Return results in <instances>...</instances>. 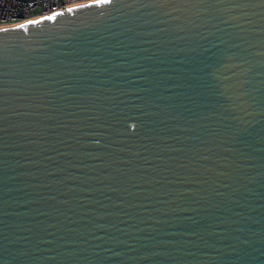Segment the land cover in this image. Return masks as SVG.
<instances>
[{
  "label": "water",
  "instance_id": "water-1",
  "mask_svg": "<svg viewBox=\"0 0 264 264\" xmlns=\"http://www.w3.org/2000/svg\"><path fill=\"white\" fill-rule=\"evenodd\" d=\"M0 264H264V0L0 26Z\"/></svg>",
  "mask_w": 264,
  "mask_h": 264
},
{
  "label": "built area",
  "instance_id": "built-area-1",
  "mask_svg": "<svg viewBox=\"0 0 264 264\" xmlns=\"http://www.w3.org/2000/svg\"><path fill=\"white\" fill-rule=\"evenodd\" d=\"M84 1L89 0H0V26L51 14Z\"/></svg>",
  "mask_w": 264,
  "mask_h": 264
}]
</instances>
